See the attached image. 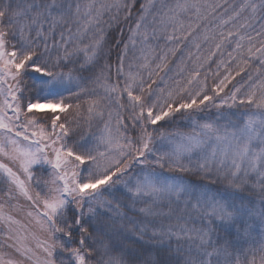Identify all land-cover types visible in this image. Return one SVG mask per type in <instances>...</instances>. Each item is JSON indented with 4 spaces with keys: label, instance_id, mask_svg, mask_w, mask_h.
Masks as SVG:
<instances>
[{
    "label": "snow or ice",
    "instance_id": "1",
    "mask_svg": "<svg viewBox=\"0 0 264 264\" xmlns=\"http://www.w3.org/2000/svg\"><path fill=\"white\" fill-rule=\"evenodd\" d=\"M0 264H264V0H0Z\"/></svg>",
    "mask_w": 264,
    "mask_h": 264
},
{
    "label": "trees",
    "instance_id": "2",
    "mask_svg": "<svg viewBox=\"0 0 264 264\" xmlns=\"http://www.w3.org/2000/svg\"><path fill=\"white\" fill-rule=\"evenodd\" d=\"M228 50H230V49H228ZM184 51H185V54H186V53H187V49H185ZM202 51L205 52V54H206V49H202ZM177 55L179 56L180 53H177ZM214 67H215V65L213 64V68H214ZM170 75H171V74H170ZM244 79H247V77L245 76ZM237 81H240L241 83L243 82V81L241 80V77H237V78H236V81H233V83L236 84ZM208 83H209V85H211V83H212L211 79H209ZM237 86H239V85H237ZM229 87H231V85H230ZM226 91H227V90H226ZM222 95H223V94H222ZM172 128H176V129H179V130H181V131H189V130H190V129L188 128L186 122H184V121H177L176 124H174V125L172 126ZM94 130H95V128L92 129V131H94Z\"/></svg>",
    "mask_w": 264,
    "mask_h": 264
},
{
    "label": "rangeland",
    "instance_id": "3",
    "mask_svg": "<svg viewBox=\"0 0 264 264\" xmlns=\"http://www.w3.org/2000/svg\"><path fill=\"white\" fill-rule=\"evenodd\" d=\"M94 131H96V129Z\"/></svg>",
    "mask_w": 264,
    "mask_h": 264
}]
</instances>
